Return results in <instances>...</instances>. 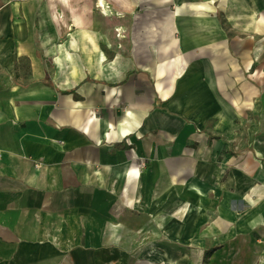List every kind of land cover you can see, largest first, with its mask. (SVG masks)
<instances>
[{"label":"crops","instance_id":"obj_1","mask_svg":"<svg viewBox=\"0 0 264 264\" xmlns=\"http://www.w3.org/2000/svg\"><path fill=\"white\" fill-rule=\"evenodd\" d=\"M207 250L264 264V0H0V264Z\"/></svg>","mask_w":264,"mask_h":264},{"label":"bare ground","instance_id":"obj_2","mask_svg":"<svg viewBox=\"0 0 264 264\" xmlns=\"http://www.w3.org/2000/svg\"><path fill=\"white\" fill-rule=\"evenodd\" d=\"M100 5L103 7V4H102V2H100ZM169 34H170V41L168 42V43H166L164 46H166L167 44H169L170 45V47L172 46V45H174L175 44V38H174V34H175V28L174 27H170V30H169ZM169 47V48H170ZM138 170H133L132 172H131V174L133 173V172H137ZM198 258V260L200 261V259H201V254L199 253V257H197ZM161 260L162 261H171V263L172 264H177V263H174L173 261H172V257L170 256V254L167 252L166 253V255H163L162 257H161ZM197 262L196 261H194V264H196Z\"/></svg>","mask_w":264,"mask_h":264},{"label":"rangeland","instance_id":"obj_3","mask_svg":"<svg viewBox=\"0 0 264 264\" xmlns=\"http://www.w3.org/2000/svg\"><path fill=\"white\" fill-rule=\"evenodd\" d=\"M109 6H110V8L107 9L108 12L113 9L112 5H109ZM100 12H101V10H100ZM102 17L103 16H100V21H101ZM114 22H116V19L113 16H109V17H104V19H102L101 23L106 24V23H114ZM104 27H105V25H104ZM122 32H124L123 29H122V26L115 27V33L120 34ZM183 252H185V251H180V253H183Z\"/></svg>","mask_w":264,"mask_h":264},{"label":"trees","instance_id":"obj_4","mask_svg":"<svg viewBox=\"0 0 264 264\" xmlns=\"http://www.w3.org/2000/svg\"><path fill=\"white\" fill-rule=\"evenodd\" d=\"M211 254H212V250H207L205 252L204 263L209 264V257L211 256Z\"/></svg>","mask_w":264,"mask_h":264}]
</instances>
